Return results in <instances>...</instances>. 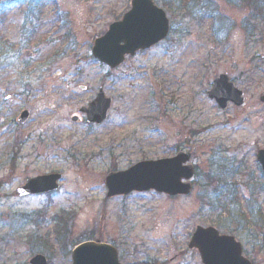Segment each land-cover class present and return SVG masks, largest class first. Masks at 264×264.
Segmentation results:
<instances>
[{
    "label": "rangeland",
    "instance_id": "374dc122",
    "mask_svg": "<svg viewBox=\"0 0 264 264\" xmlns=\"http://www.w3.org/2000/svg\"><path fill=\"white\" fill-rule=\"evenodd\" d=\"M249 1L154 0L169 19L168 35L115 69L93 59L91 48L130 0L3 7L0 264H28L36 255L71 264L73 246L95 238L115 246L123 264H202L187 248L196 226L232 235L244 256L264 264L256 161L264 149V0ZM221 74L242 91L243 107L221 111L207 97ZM100 87L111 108L103 123L89 125L79 109ZM22 110L29 116L18 124ZM179 148L195 168L188 195L106 196L108 172ZM49 173L63 175L57 192L18 196L25 179ZM57 223L65 232L56 233Z\"/></svg>",
    "mask_w": 264,
    "mask_h": 264
},
{
    "label": "water",
    "instance_id": "95a60500",
    "mask_svg": "<svg viewBox=\"0 0 264 264\" xmlns=\"http://www.w3.org/2000/svg\"><path fill=\"white\" fill-rule=\"evenodd\" d=\"M2 1V0H0ZM169 21L165 12L153 0H131L130 8L122 18L108 26L107 31L94 40L92 57L109 66L117 67L125 55H134L137 50L147 49L163 40L168 33ZM218 107L224 110L228 102L242 106V92L228 81L226 75L217 77L208 92ZM264 102V94L260 97ZM111 99L100 90L87 107L80 109L85 113L88 123H101L107 116ZM28 116L23 111L19 121ZM76 121L74 117L72 119ZM189 153H178L171 158L144 160L132 164L125 170L109 172L105 176L106 196L127 195L131 192L153 190L168 196L187 195L193 175ZM257 162L264 174V150L256 153ZM61 174L51 173L26 179L18 189L20 196L54 192L59 188ZM188 248L196 249L202 264H252L242 255L241 244L233 236L219 234L213 227L197 226L188 242ZM30 264H47L46 258L36 255ZM71 264H122L115 247L102 243L99 239L85 241L75 246L71 252Z\"/></svg>",
    "mask_w": 264,
    "mask_h": 264
},
{
    "label": "trees",
    "instance_id": "16d2710c",
    "mask_svg": "<svg viewBox=\"0 0 264 264\" xmlns=\"http://www.w3.org/2000/svg\"><path fill=\"white\" fill-rule=\"evenodd\" d=\"M34 2H37V4H38V0H33ZM258 1V0H257ZM249 2H253V0H250ZM255 2V1H254ZM39 7V4L37 5V7L36 8H38ZM260 11V10H259ZM260 12H262V11H260ZM3 15H1V12H0V23L3 21ZM231 193L233 192V190L231 189V191H230ZM229 192V193H230ZM233 195V194H232ZM231 197V196H230ZM229 197V198H230ZM60 228V229H57V230H55L56 231V233H60L61 231H63V232H65L64 230H65V228L63 227V225H62V223H61V225L60 224H56V227L55 228ZM63 229V230H62ZM62 239V238H61ZM58 241L61 243V240L60 239H58ZM137 264H143L142 262H138Z\"/></svg>",
    "mask_w": 264,
    "mask_h": 264
},
{
    "label": "flooded vegetation",
    "instance_id": "af4514ba",
    "mask_svg": "<svg viewBox=\"0 0 264 264\" xmlns=\"http://www.w3.org/2000/svg\"><path fill=\"white\" fill-rule=\"evenodd\" d=\"M82 116H83V114H82Z\"/></svg>",
    "mask_w": 264,
    "mask_h": 264
}]
</instances>
